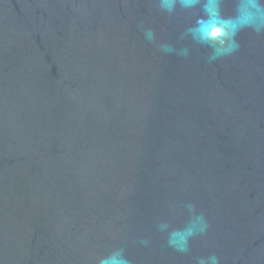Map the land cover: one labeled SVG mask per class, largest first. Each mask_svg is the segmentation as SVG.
I'll use <instances>...</instances> for the list:
<instances>
[{
    "label": "water",
    "instance_id": "1",
    "mask_svg": "<svg viewBox=\"0 0 264 264\" xmlns=\"http://www.w3.org/2000/svg\"><path fill=\"white\" fill-rule=\"evenodd\" d=\"M0 264H264V0H0Z\"/></svg>",
    "mask_w": 264,
    "mask_h": 264
},
{
    "label": "snow or ice",
    "instance_id": "2",
    "mask_svg": "<svg viewBox=\"0 0 264 264\" xmlns=\"http://www.w3.org/2000/svg\"><path fill=\"white\" fill-rule=\"evenodd\" d=\"M190 2H194V0H190Z\"/></svg>",
    "mask_w": 264,
    "mask_h": 264
}]
</instances>
